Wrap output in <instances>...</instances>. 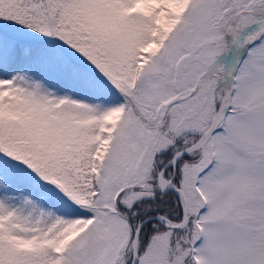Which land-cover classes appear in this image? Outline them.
Here are the masks:
<instances>
[{
	"label": "snow or ice",
	"instance_id": "1",
	"mask_svg": "<svg viewBox=\"0 0 264 264\" xmlns=\"http://www.w3.org/2000/svg\"><path fill=\"white\" fill-rule=\"evenodd\" d=\"M0 264H264V0H0Z\"/></svg>",
	"mask_w": 264,
	"mask_h": 264
}]
</instances>
